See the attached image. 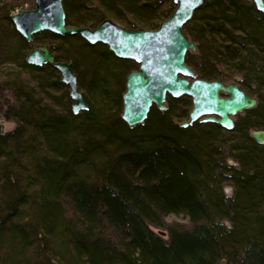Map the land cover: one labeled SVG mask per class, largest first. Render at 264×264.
<instances>
[{
  "label": "trees",
  "instance_id": "1",
  "mask_svg": "<svg viewBox=\"0 0 264 264\" xmlns=\"http://www.w3.org/2000/svg\"><path fill=\"white\" fill-rule=\"evenodd\" d=\"M20 4L0 0V116L15 123L0 131V264H264V143L251 137L264 131V14L254 1L204 0L183 27L197 42L186 61L198 78L237 81L258 99L232 130L182 127L189 96H168L165 111L153 106L130 127L123 85L139 65L80 35L41 31L35 46L62 40L66 48L51 53L73 63L96 102L74 113L59 71L26 61L31 45L8 14ZM64 8L70 26L110 15L154 30L176 5L64 0ZM171 214L189 225L167 223Z\"/></svg>",
  "mask_w": 264,
  "mask_h": 264
},
{
  "label": "water",
  "instance_id": "2",
  "mask_svg": "<svg viewBox=\"0 0 264 264\" xmlns=\"http://www.w3.org/2000/svg\"><path fill=\"white\" fill-rule=\"evenodd\" d=\"M176 8L172 15L154 30L127 29L111 19L103 20L94 28L70 26L66 22L64 0H35L30 10H20L12 16L16 30L31 45L26 61L33 65L51 64L60 73L61 81L69 87L72 111L88 110L89 105L78 84L73 65L57 61L46 46L34 45V35L50 31L60 36L80 35L91 44L101 43L119 58L135 61L138 69L126 77V91L122 95L121 118L130 126L143 124L153 106L160 111L168 107L167 97L189 96L192 108L188 127L195 122L216 123L232 130L234 116L253 109L258 99L245 92L238 82L198 78L187 63L188 52H196L197 45L183 33L184 25L204 0H173ZM264 14V0H253ZM0 131H3L0 126ZM251 137L264 143V131L251 132ZM165 235L164 232H160Z\"/></svg>",
  "mask_w": 264,
  "mask_h": 264
},
{
  "label": "rangeland",
  "instance_id": "3",
  "mask_svg": "<svg viewBox=\"0 0 264 264\" xmlns=\"http://www.w3.org/2000/svg\"><path fill=\"white\" fill-rule=\"evenodd\" d=\"M2 1V3L3 4H6V5H9V4H11V2L12 1H14V0H1ZM17 1V0H16ZM176 5V4H175ZM34 6H35V0H21V4L19 5V7H17V9L15 10V11H13L12 13L10 12V13H8V14H10V16H11V14L12 15H14V14H16L18 11H20V10H30V9H33L34 8ZM169 8V6H167V9ZM7 10V9H6ZM106 19H111V20H113L115 23H117V24H119V25H121V26H123V27H125L126 25L123 23V22H121V21H119L118 19H116L115 17H113V16H108V17H106ZM168 19V18H167ZM166 19V20H167ZM1 26H3V27H5V28H7L6 27V24L5 23H1L0 24ZM72 26H77V27H84V25H74V24H72ZM86 26H88V27H91V28H94V27H92L91 25H86ZM125 28H127V27H125ZM183 33H184V29H183ZM185 34V33H184ZM187 37V36H186ZM189 40H191V41H193L192 40V38L188 35V37H187ZM195 42V41H194ZM196 43V45H197V42H195ZM63 44V48H66V46L64 45V43H63V41L62 40H59V39H54V40H50L49 42H47V45H46V47H48V46H58V45H62ZM35 45V44H34ZM49 48V47H48ZM190 53H192V54H198V51H196V52H190ZM61 61H64V60H61ZM68 62H70V61H68ZM71 64H73L72 62H70ZM133 70H136V69H133ZM132 71V70H131ZM125 75H126V73H125ZM124 78H125V76H124ZM234 80H232V81H224V82H233ZM237 82V81H236ZM124 85H125V83H124ZM123 85V88H125V90H126V87ZM79 88H80V90H81V92L84 94V96H85V98H86V100H87V102H88V104L89 105H91L92 107H95L96 106V102L94 101V98H93V95L92 94H90V92L88 91V90H86V89H83L80 85H79ZM122 88V89H123ZM125 92V91H124ZM167 105H168V101H167ZM191 108H192V106H189V107H187V111H189L190 112V110H191ZM122 109H123V106H122ZM122 109H121V112H122ZM246 112L247 111H245L244 113H242V114H238V115H236V116H234V119H235V123H237V122H239L240 121V119H242L243 117H245V115H246ZM186 119V118H185ZM184 119V120H185ZM188 119V118H187ZM186 119V120H187ZM179 122H180V119H179ZM0 126L2 127V129H3V131H11V130H13L14 129V127H15V123L13 122V121H7V120H5L2 116H0ZM230 162H231V160H229ZM226 192L228 193V194H230L231 192H232V189H231V187H229V186H227L226 187ZM166 221H167V223H174V222H176V223H181V224H183V225H189V219L187 218V217H185L183 214H171V215H169L167 218H166ZM155 231H157V232H164L165 233V235H163V236H165V238H167L168 237V235H167V231H166V229H159V228H154V227H152Z\"/></svg>",
  "mask_w": 264,
  "mask_h": 264
},
{
  "label": "flooded vegetation",
  "instance_id": "4",
  "mask_svg": "<svg viewBox=\"0 0 264 264\" xmlns=\"http://www.w3.org/2000/svg\"><path fill=\"white\" fill-rule=\"evenodd\" d=\"M198 49V48H197Z\"/></svg>",
  "mask_w": 264,
  "mask_h": 264
}]
</instances>
